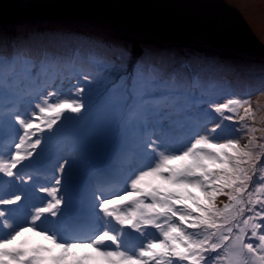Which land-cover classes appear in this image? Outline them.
Masks as SVG:
<instances>
[{"label":"snow or ice","instance_id":"obj_1","mask_svg":"<svg viewBox=\"0 0 264 264\" xmlns=\"http://www.w3.org/2000/svg\"><path fill=\"white\" fill-rule=\"evenodd\" d=\"M106 55L97 90L119 105L109 124L120 130L116 151L90 166L78 141L47 168L42 133L60 134L54 126L65 112L83 115L85 89L61 98L49 82L64 54L9 53L0 44V97L11 100L0 106V264H264V143L255 135L264 128L253 126L252 98L212 102L198 80L161 57L133 58L122 45ZM225 121L235 127L221 139ZM125 229L145 238L134 251Z\"/></svg>","mask_w":264,"mask_h":264},{"label":"rangeland","instance_id":"obj_2","mask_svg":"<svg viewBox=\"0 0 264 264\" xmlns=\"http://www.w3.org/2000/svg\"><path fill=\"white\" fill-rule=\"evenodd\" d=\"M177 1L0 0V44L9 53L14 47L62 53V65L74 56L88 73L93 64L107 63V46L122 45L130 49L133 58L146 53L163 58L177 67L182 75L189 74L198 80L206 87L207 93L216 89L218 93L206 99L217 103L232 96L246 97L247 85H251V93L246 95L252 98L253 107L258 109L253 126L264 128V95H261L264 93V35L258 27V23L264 21V0L196 1L190 7L194 12L200 9L207 13L215 11L220 6L225 7V3H231L240 12L234 16L236 21L231 16L227 27L221 22L224 16L215 13L211 21L200 19L185 28L180 25L173 31L165 28L169 13L174 12L176 20H184V11ZM106 19L119 23L112 25ZM60 35L65 37L63 48L55 46L58 39H50L52 36L62 37ZM97 74L102 81L107 70L100 69ZM223 78L232 80L233 85L222 83L224 85L216 87L224 81ZM79 85L85 89L84 104H92L90 86L83 82ZM60 97L73 98L72 94L64 93ZM108 99L110 104L100 109L98 116L119 112L118 103L110 96ZM34 107V103L25 104L21 113ZM255 135L262 138L259 143H264V133L258 131ZM242 142L246 143L247 137ZM222 201L226 202V198H218V206L222 207Z\"/></svg>","mask_w":264,"mask_h":264},{"label":"bare ground","instance_id":"obj_3","mask_svg":"<svg viewBox=\"0 0 264 264\" xmlns=\"http://www.w3.org/2000/svg\"><path fill=\"white\" fill-rule=\"evenodd\" d=\"M196 1H200V0H191V1H188V0L185 1L184 0V2H182L181 0H178L176 4L182 6L181 9H183V11H184V14H183L184 20L183 19H181V20L177 19L176 20L174 12L169 13L168 22L165 25V28L176 31L177 29H179L180 25H182V28H185L186 26L191 25L194 22L196 23V21L200 20V19H203L205 21H211V20H213L215 13H218V14H221L222 16H224L222 18H225V19L222 20V18H221V22H222L224 27H227L231 23L230 20L232 19V17L234 19V16H237L236 14H238L240 12V9H237V7H235L231 3H225V7L220 6L215 11H209L208 13L203 12V10H201V9L195 10L196 12H194V10L192 11L190 7ZM246 1L247 0H244L243 2H246ZM106 21L112 25L113 24L118 25V23H119V21H117V20L106 19ZM140 23L141 22L139 21V24ZM258 27L264 35V21L258 23ZM175 28H176V30H175ZM261 31H259V32H261ZM228 33L231 35V33L229 31H228ZM60 36H62V35H60ZM54 38L58 39V42L55 45L57 48H63L65 46V44H64L65 37H63V36L62 37H53L52 36V38H50V39L55 40ZM80 57L82 58L83 56H80Z\"/></svg>","mask_w":264,"mask_h":264},{"label":"trees","instance_id":"obj_4","mask_svg":"<svg viewBox=\"0 0 264 264\" xmlns=\"http://www.w3.org/2000/svg\"><path fill=\"white\" fill-rule=\"evenodd\" d=\"M80 57V56H79ZM81 58V57H80ZM77 61V60H76ZM224 79V78H223ZM247 87L249 88V91L250 89H252V86L251 85H247Z\"/></svg>","mask_w":264,"mask_h":264}]
</instances>
